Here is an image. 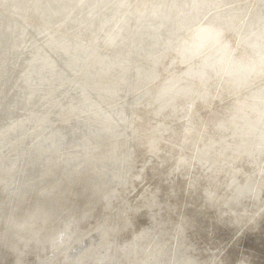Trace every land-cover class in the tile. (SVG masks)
I'll use <instances>...</instances> for the list:
<instances>
[{
	"label": "rangeland",
	"instance_id": "1",
	"mask_svg": "<svg viewBox=\"0 0 264 264\" xmlns=\"http://www.w3.org/2000/svg\"><path fill=\"white\" fill-rule=\"evenodd\" d=\"M207 4L214 7L207 9L202 7ZM205 11H211L213 15L197 29L192 37L194 42L199 40L200 33L203 32L212 31L217 35L223 33L222 39L231 48L236 49V59H240L250 54L253 46L264 41V0H0V180L4 181V197L0 201V221L4 222L5 227V230L0 233V264H5L10 256L17 260L16 264H20L18 261L26 258L27 253L23 249L19 250L18 242L26 235L36 234L39 228L50 226V223L41 225V218L45 216L49 207L59 208L54 217V228L52 233L43 240L40 247L42 254L35 258L33 264H74L73 262L84 248L91 246L93 241L98 243V236H88L85 230L88 228L87 222L78 225L79 231H77V225L69 228V221L73 217L80 220L86 215H94L98 205L107 209L105 215L109 218L108 227L115 229L113 239L116 243L119 242L118 245L123 246L125 243L121 242V238L126 218L129 220L131 217L129 221L133 222V219L142 212L138 211L137 205L146 199L149 192L155 191H159L162 198L159 202L155 200L157 202L155 205L152 203V197H148L149 202L152 203L149 206V212H151L147 215L148 213L143 211L145 213L143 221L148 222L146 217H150L152 211L156 212L159 209V217H156L158 222L154 224L157 227L153 226L154 230L157 228L155 232L161 233L160 236L164 237L167 225H171L170 230L172 228L173 231L169 233V240L175 250L180 232L183 235L189 230L187 227L189 224L184 221L183 215L191 212V209L196 207V202L203 203L211 199V206L206 208L208 213L214 214L222 209V200L226 192L238 189L243 182L240 181L245 176H247L244 180L245 189L252 188L250 191L254 193L252 198L261 194L259 204L247 206V208L238 206L232 210L229 207L225 208L232 221L238 219L235 220L237 222L231 233L229 232L226 239L219 242L221 244L218 243L216 248L212 246L210 249L207 244L212 238H204L203 234L197 237L195 242L205 243L208 251L204 257L206 262L203 261V264H217L221 259V264H225L223 261L229 259L226 254L231 247L238 251L243 248L242 246L246 247L245 244L242 246L241 244L245 243L243 240L248 237L249 228L255 235L264 230V165L259 164L255 171H250L257 160L264 158V152L259 154L260 157L258 155L245 162V155L250 149L245 152L244 149L239 148L238 152L232 151L237 156L231 154L221 159L216 156L221 151L219 149L212 151L210 148L216 138L209 126L227 118L228 121L225 122L227 131H224L222 136H218L217 140L224 138L225 141L229 139L232 144L238 143L232 140L233 136L239 135L234 129L233 119L243 117L240 115L243 112L236 109V97L227 99L213 84H208L206 90L201 89L200 98L196 99V101L200 99L203 104L196 105L197 102H195L192 108L187 105L188 101L183 102L181 109L183 106L186 108L180 109L184 119L180 118L179 125L161 124L167 123L162 121L154 130L144 129L143 120L147 112H144L143 103L152 99L150 95L152 89L147 88V84L156 75H159L162 81L166 75L165 70L168 72L186 70V66L178 62L179 56L175 51L176 36L177 33L183 35L180 31L182 21L189 14L195 15ZM123 22L125 30H127L126 27L138 25V23L139 25L150 23V26L159 30L156 33L157 37L155 39L153 38L156 35L152 37L153 40L147 38L149 45L146 49L140 40L141 47L138 41L136 44H129V47L127 45L123 50V47L118 46L121 44L119 38L122 35L120 34H117V39L113 41L115 45H110L109 38L121 28ZM159 22H162L161 25H158ZM51 39L57 42L54 48L49 46ZM152 43L154 45L151 47ZM86 51L93 53L96 59H103L108 63L122 62L123 69L121 72H111L108 69L105 71L94 68L88 76L87 74L84 76L83 71L85 72L86 69L83 65ZM136 51L138 53L135 54ZM36 52L51 55V59H56L54 60L59 63L57 66H59V72L62 71L65 82L58 88L60 83L58 84L52 77L54 68L47 74L52 77V87L39 95L33 92L31 98L29 89L38 84H34L31 80L35 61L32 60L29 63L28 60ZM67 59H72L76 66L71 64L70 67L67 66ZM198 62L193 61L194 64ZM99 87L115 89L116 96H110L109 89L96 90ZM81 89H83L82 92H80ZM49 91L52 92L51 95H44ZM43 95L47 97L44 98ZM82 97L88 100V107L79 104ZM239 99H243V96ZM26 106L31 109L32 113L29 115L25 111ZM115 108L120 112V116L119 119L110 121L113 124V132L109 139L95 137L98 128H94L93 125L103 127L100 115L110 114ZM20 115L26 118V122L22 127L19 126L14 134L8 135L9 125L15 121V116ZM75 117L84 120L85 127H76ZM47 127L58 133L74 129L78 132L72 139L81 137L82 140L75 145H69L61 154L50 157L53 160L52 166H55L52 169L44 167V161L34 162L44 157L41 154L38 155L33 147L35 143L45 140L50 135ZM164 128L172 129L167 139L163 136ZM180 128L186 134L188 133L183 142L179 136ZM69 133L72 132L69 130ZM145 141L147 146L144 145ZM164 143L172 145L173 150L175 149V154L172 152L167 162L159 160L160 149L164 147ZM117 145L123 146L122 151L111 155V159L100 157L101 154H105L107 148ZM258 145L253 148L260 149L261 146ZM70 156L76 161L67 168H63L60 162ZM176 156L180 159L177 165L176 162H172L177 159ZM196 162H202L211 169L212 175L203 177L206 187L202 184L198 187L195 182L196 175L193 172L196 169ZM32 163H36L35 168L29 167ZM169 180L176 181L177 187L180 185L194 187L193 191L191 188H181L190 193H194L196 189L206 188V196L204 194L194 201L191 196L182 197L181 200L184 202H181V206L175 207V210L177 209L175 211L172 208V202L167 200L168 196L161 193L160 188V182ZM229 185H233L230 190ZM174 191L173 189L171 193ZM92 193H94L93 197H91ZM214 194L219 196L215 197ZM22 200H29L30 204ZM27 204L31 207V212L26 220V218H20V215L17 216V213L18 207L28 206ZM126 206L133 208L129 216L122 213V209ZM160 214L166 217L161 218ZM164 218L165 221H163ZM149 223L141 226V231L147 228ZM153 227L150 228L153 229ZM66 228H69L70 233H77L71 243L60 239ZM147 231L148 229H145L141 233L142 239L151 235V232L147 233ZM164 239L168 240V237L162 238L163 241ZM76 241H82L83 247ZM160 242L161 240L159 242L157 240L156 244H151L147 247V251L152 248L154 250ZM59 243L62 244L58 247L61 250L53 248L48 251L49 246ZM250 248L245 249L246 252L245 250L244 252L253 255V249ZM160 249L158 252H161ZM60 253H63L64 257L59 258ZM139 253L143 255V252ZM159 254L157 255L160 256ZM158 260L162 259L158 258ZM154 261V264H163L157 259ZM147 263L148 260L145 264Z\"/></svg>",
	"mask_w": 264,
	"mask_h": 264
},
{
	"label": "bare ground",
	"instance_id": "2",
	"mask_svg": "<svg viewBox=\"0 0 264 264\" xmlns=\"http://www.w3.org/2000/svg\"><path fill=\"white\" fill-rule=\"evenodd\" d=\"M195 3V2H194ZM208 5V4H207ZM219 5V4H218ZM195 6V5H194ZM188 7V6H187ZM195 8V7H194ZM120 9V8H119ZM133 9V8H132ZM199 11V10H198ZM212 11V10H211ZM23 12V11H22ZM224 14V13H223ZM257 19V18H256ZM147 20V19H146ZM145 23V21H144ZM147 23V22H146ZM162 23V22H161ZM161 23L159 22L158 25H161ZM152 24V22H151ZM37 25V24H36ZM153 25H156V23H153ZM157 25V26H158ZM127 30H125V24L124 22L122 23V26L121 28L114 34L112 35L110 38H109V44L110 45H115L113 44V41H115L117 39V34H120L122 36H120L119 38V41L121 44H119L118 46L119 47H123V50L125 49V47L128 45V47L130 46L129 44L131 43H138L139 41V47H141L140 45V40H142V44H143V47H146L149 45L148 44V39L149 38L150 40H153L157 37L156 33L158 30V28H154L152 26H150V23L149 25H146V24H140L138 23V25H134V26H131V27H126ZM225 28V27H224ZM160 29V28H159ZM171 29V28H170ZM162 30V29H161ZM159 33V32H158ZM156 35V36H155ZM150 36V37H149ZM155 36V37H154ZM152 37H154L152 39ZM247 38V37H246ZM4 40V38H3ZM102 41V40H101ZM6 42V41H5ZM163 42V41H162ZM4 43V42H3ZM2 43V45H3ZM245 43V42H244ZM57 44L56 41L52 40L51 39V42H49V46H52L53 48L55 47V45ZM157 44V43H156ZM154 44L152 43L151 47L153 46ZM234 46V45H233ZM247 46V45H246ZM138 47V49H140ZM52 49V48H51ZM114 49V48H113ZM128 49V48H127ZM131 49V48H129ZM129 51V50H128ZM138 53V51L135 52V54ZM34 54V53H33ZM39 53H35L32 57L29 58L28 62L30 63L32 60L35 61V65H34V68L32 69L33 70V75L31 76V80L34 84H38V86H32L30 89H29V95L31 96V98L33 97L32 93L34 92V94L36 95H39L40 93L48 90L49 88L52 87V77H54V79H56V81L58 82V84L60 83V85H58V88L62 87V85H64V76H63V73L62 71L59 72V63H57L55 60V58H50L51 55H48V54H39ZM75 54H78V53H75ZM37 55V56H36ZM92 55V56H91ZM104 55V54H103ZM74 57V56H73ZM55 59V60H54ZM67 59L66 60V64L67 66L70 67V64L71 65H74L76 66L74 63V61L69 60ZM85 60V63L83 65V67L86 69V71L84 72L83 71V74L84 76H87L93 71L94 68H96L97 70L100 69V70H110L111 72L112 71H117V72H121V70L123 69L122 65L123 63L122 62H118V63H108V62H105L103 59H96L94 54H90L89 52L86 51V57L84 58ZM132 61V60H131ZM93 62L95 65H91ZM55 68L54 70V73L52 74V77L50 75H47L50 71H52L53 69ZM83 70V69H81ZM142 71V70H141ZM124 72V71H123ZM138 76V75H137ZM51 78V79H50ZM106 79V78H105ZM109 89V92H110V96H116V90L111 88V87H99L97 88L96 90H99V91H102V90H107ZM132 89V88H131ZM138 89V88H137ZM22 90V89H21ZM83 89L80 90V92H82ZM51 91L47 92L46 94L44 95H51ZM44 98H46L47 96H44ZM206 95V94H205ZM201 96V95H200ZM222 97V96H221ZM200 98V97H199ZM202 98V97H201ZM205 97H203L204 99ZM219 99V97H218ZM222 99V98H221ZM220 99V100H221ZM183 102H185V99H178L174 105H171V106H167V107H162L161 105L159 104H155L154 101L151 99L147 102H144V112H147L145 114V119L143 120V124H144V129H152L154 130L158 124L162 121H166L167 123H161V124H171V126H175L173 123L179 125V121H180V118H183L182 117V114H181V110L182 109H185L186 107L183 106V108L181 109V106L182 104H184ZM196 105L201 103L203 104L202 101H200V99L198 101H196ZM186 103V102H185ZM79 104L81 106H86L88 107V100H86L85 98H81L79 100ZM189 105V103L187 104ZM186 105V106H187ZM224 105V104H223ZM109 106V105H108ZM199 106V105H198ZM93 107V106H92ZM99 107V106H98ZM185 107V108H184ZM190 107L193 108V105H191ZM143 108V107H142ZM195 108V107H194ZM197 108V106H196ZM219 108V107H218ZM223 108V107H222ZM20 109V108H19ZM181 109V110H180ZM225 109V108H224ZM178 110V111H177ZM197 110V109H195ZM25 111L27 112V114H31V109L26 106L25 107ZM139 111V110H138ZM177 111V112H176ZM193 111V109H192ZM222 111V110H221ZM199 111H197L198 113ZM192 113V112H191ZM190 113V114H191ZM195 113V112H194ZM141 114V113H140ZM186 114V113H185ZM189 114V115H190ZM100 115V114H98ZM187 115V114H186ZM188 115V116H189ZM194 115V114H193ZM242 115L243 117H239V118H235L233 119V123H234V129L237 130V133L239 134L238 136H233V141H236L238 142L237 144H232V142L227 139V141L224 140V138L222 140H217L220 136L223 135L224 131H227L226 130V126H225V122L227 123L228 121V118L221 121V122H214V124H212V126H209L210 127V131L215 135V140L214 142L211 144V150L212 151H216V150H220L221 153H218L216 156L218 158H223V156L226 158V156L228 155H231L233 154L234 156H237L236 154H234L233 152H238L239 148L241 150L244 149L245 152L248 151V153L245 155L246 156V160L245 162H248L250 160H252L253 158H255L256 156H258L260 153L264 152V126H261L260 124L256 123L255 121V118H252L251 120L247 119L245 114H240ZM119 116H120V112L117 111V109H113L111 110V113L108 114V113H104L103 115H100V117L102 118L103 120V127H100L99 125H93L95 126L94 128H98V130L96 131L95 133V137L97 138H104V139H109V137L111 136L112 132H113V127L111 124V120H115V119H119ZM185 116V115H184ZM208 116V115H207ZM211 116V115H210ZM224 116V115H223ZM63 117V116H62ZM208 118V117H207ZM210 118V117H209ZM208 118V119H209ZM214 118V117H213ZM15 121H12V123L9 125L10 127L7 129L8 131V135H12L14 134V132H16L18 130V127H22V125L26 122V118L23 116V115H20L19 117H16L15 116ZM184 119V118H183ZM74 120H76V124L75 126L76 127H80V128H83L85 127V122L84 120H80L78 119L77 117L74 118ZM217 120V119H216ZM209 121V120H208ZM215 121V120H214ZM146 123V124H145ZM87 124H90L87 122ZM142 124V123H141ZM204 125V124H203ZM120 126V125H119ZM139 126V125H138ZM181 126V125H180ZM90 128V127H89ZM47 130H49L50 132V135H48L46 137L45 140L43 141H40V142H37L34 144V147H33V150L37 151L38 152V155H43L44 157H42L40 160H34V162H42L44 161V164L43 166L44 167H50L51 169L52 168H55V166H52V159H50V157L54 156V155H58V154H61L64 150H67L68 146L69 145H75L78 141H82L81 140V137H76L74 139L73 136L78 132V131H75L74 129H69L72 133H69V130L66 131V132H61V133H58L56 132L55 130H50L48 127L46 128ZM144 130V131H146ZM151 130V131H152ZM143 131V132H144ZM148 131V130H147ZM172 129L171 128H164L163 129V136L164 138L167 139V137L169 136ZM179 136H180V139L181 141L183 142L184 141V138L186 137L187 138V134L185 133V131L181 130V128L179 129ZM150 132V131H149ZM6 133V132H5ZM145 133V132H144ZM157 136V135H156ZM219 136V137H218ZM185 138V140H186ZM191 138V137H190ZM169 139V138H168ZM17 140V139H16ZM133 140V139H132ZM2 141V140H1ZM142 141V140H141ZM12 142V140H11ZM129 142V141H128ZM262 142V143H261ZM9 144V143H8ZM258 144H261V145H258ZM144 145L147 146V142L145 141L144 142ZM255 145H258V146H261L260 149H255L253 148ZM164 147H162L160 149V158L159 160H162V161H166L169 160L168 158L172 156V152L174 153L175 149L173 150V147L172 145H168L166 143H164L163 145ZM2 147V146H1ZM4 147V146H3ZM143 147V146H142ZM122 148L123 146L122 145H117L115 147H109L106 149L105 151V154H101L100 157H103V159L108 158L111 159V155H115L116 152L118 151H122ZM85 149V148H83ZM82 149V150H83ZM8 150V149H7ZM25 151V150H24ZM233 151V152H232ZM128 152V151H127ZM85 153V152H84ZM133 153V152H132ZM24 154V153H23ZM27 154V152H26ZM175 154V153H174ZM177 154V152H176ZM213 154V153H212ZM178 155V154H177ZM215 155V154H213ZM179 156V155H178ZM176 156V158L178 157ZM242 156V155H241ZM99 157V158H100ZM260 157V155H259ZM155 158V157H154ZM174 158V156H173ZM87 159V158H86ZM121 159V158H120ZM220 159V160H221ZM179 158L177 159H174L172 162H176L175 164L177 165L178 162H179ZM56 161V160H55ZM76 161L75 158H72L71 156L68 157L67 159H64L60 162L61 166L63 168H67L68 166H70L71 164H73L74 162ZM78 161V160H77ZM113 161V160H112ZM228 161V160H227ZM9 162V161H8ZM57 162V161H56ZM114 162V161H113ZM171 162V163H172ZM147 163V162H146ZM170 163V164H171ZM83 164V163H82ZM87 164V163H86ZM113 164V163H112ZM168 164V163H167ZM259 164H262L264 165V158L263 159H260V160H257L256 163L254 164L253 167H251L250 171L252 170H256L259 166ZM4 165V164H3ZM36 165V163H32V164H29V167L32 168ZM152 165V163H151ZM175 165V166H176ZM249 165V164H248ZM252 166V165H251ZM160 167V166H159ZM247 167V166H246ZM249 167V166H248ZM5 168V167H4ZM35 168V167H34ZM150 168V167H149ZM158 168V167H157ZM156 168V169H157ZM169 168V167H168ZM195 170L193 173H195V182L198 184V187L199 185H203L204 186V179L203 177L207 175V177L210 176L211 174V169L208 168L207 165H205L204 163L202 162H196V165H195ZM78 169H80L78 167ZM161 169V168H160ZM88 171V170H87ZM160 171V170H159ZM91 172V171H89ZM159 174V173H158ZM212 175V174H211ZM90 177V176H89ZM247 176L244 177L243 180H241L240 182L241 185L243 186H239L238 189L236 190H232V191H229V192H226V196L225 198L222 200V209L216 211L214 214H210L207 212L206 208L207 206H209L211 203H212V199L207 201V202H196V207L192 208L191 209V212H187L185 213V216L183 215L184 217V221H187L189 226V230L188 232L186 233H183V235H181V232H180V235L178 236L179 238H177L178 240V245L177 247L173 250V247L171 245V242L169 240L170 236H169V233L171 232L170 230V226L171 225H167V232H165L164 234V237H168V240H165L164 241L162 240V236H160L161 233H156L155 231L157 230V228L154 230V227L155 226L154 224L157 221L156 217H159L158 215V210L156 212H153L152 211V215L150 217H146L147 221L150 222L147 226V228H143L142 231H141V226H143L144 224H147L148 222L146 221H143L144 220V215L145 213H143V211H146L147 213L149 212V206L150 204H155L157 202H159L161 200L160 198V194H159V191H155V192H152V193H148L147 196H146V199L143 200L141 203H139L137 205V209L138 211L141 210L142 212L139 213V215H137L138 217L133 219V222H130L129 220L131 219V217H129L130 219L127 220L128 218H126V220L123 218V220H125V226L124 224H121L125 227L123 233H122V238H121V242H124V243H127L128 241H130L132 239V237L134 236H139L141 235V233L143 232V230L145 229H148L147 233H149V231L151 232V235L147 236V238L143 237L144 239H141L140 241V247L141 249H143L141 252H143V255H139L138 254V259H139V262L140 264H145V262L148 260V263L147 264H151V263H155V259H157V261H161V263L163 262V264H203V261L204 260V257L206 256V253L208 252L205 248V243H201V242H195V240H197V237L200 236V234H203L202 236L204 238H212L210 240V242H208V246H210V249L212 246H216L219 242L223 241L226 239L227 235L229 234V232L231 233L232 231V228L234 227L235 223L237 221H235L236 219H234L232 221V219L229 217V213L227 212V210L225 209L226 207L230 210L238 207V206H245V208H247V206H255V205H258L259 204V198L261 197V194H258L257 196H255L254 198L253 195L254 193L252 194L250 191L252 188L248 187V189L246 190L245 189V178ZM88 178V177H87ZM164 179V178H163ZM175 180V179H174ZM174 180H169V181H166V182H160V188L162 189L161 193H165L167 197V200L171 201L172 202V208L175 210V207H179L181 206V202H182V197H190L193 199H196L197 197H200L202 195L205 194L206 196V193H207V189L205 188L204 190L201 188L199 190H195L194 193H190V192H187L185 190H181L182 189H185L184 185H178L179 187H177V182L174 181ZM178 180V179H177ZM130 181V180H129ZM112 184V183H111ZM3 185H4V181L3 180H0V201L2 200V198L4 197V190H3ZM138 185V184H137ZM157 186V185H156ZM228 186V185H227ZM230 188H228L229 190L232 188L233 185H229ZM13 187V186H12ZM206 187V183H205V186ZM252 187V186H251ZM186 188H191V190L193 191L194 190V187H186ZM208 188V186H207ZM160 189V190H161ZM173 189L175 190L173 193H171L173 191ZM146 191V190H145ZM96 192V191H95ZM256 192V191H254ZM145 193V192H144ZM209 193V192H208ZM71 194V193H70ZM164 194V195H165ZM263 194V193H262ZM13 195V194H12ZM63 195V194H62ZM162 195V194H161ZM213 195V194H212ZM94 196V193L91 194V197ZM151 196L152 197V200L153 202L150 203L149 202V199L148 197ZM215 196V194H214ZM216 196H219V195H216ZM215 196V197H216ZM10 197V196H9ZM208 197V196H207ZM13 198V197H12ZM184 198V199H185ZM204 198V196H203ZM202 198V199H203ZM78 199V198H77ZM222 199V198H221ZM72 200V199H71ZM101 200V199H100ZM155 200H157V202H155ZM216 200V199H215ZM218 200V198H217ZM216 200V201H217ZM24 203L27 202L28 204H30L29 200H22ZM69 201V200H68ZM112 201V200H111ZM205 201V200H204ZM19 202V201H18ZM184 202V201H183ZM182 202V203H183ZM71 203V202H70ZM8 204V203H7ZM27 204V205H28ZM72 204V203H71ZM98 204V203H96ZM147 204V205H146ZM12 205V204H11ZM10 205V206H11ZM16 205V204H15ZM21 205V204H20ZM19 205V206H20ZM23 205V204H22ZM183 205V204H182ZM72 206V205H71ZM70 206V207H71ZM76 206V205H75ZM158 206V204H157ZM170 206V204H169ZM211 206V205H210ZM220 207V206H219ZM19 208V211L17 213V216L20 215V218H28V214H30L31 212V207L28 206H20L18 207ZM128 208V209H127ZM131 206H126L124 207V209H122V213H124L125 215L129 216V214H131L132 209H130ZM171 208V209H172ZM209 208V207H208ZM207 208V209H208ZM154 209V208H153ZM152 209V210H153ZM183 209V208H181ZM7 210V209H6ZM59 208H48L45 216L42 219L41 221V225H45L47 223H50L49 227L46 226V227H43V228H39L38 232H36V234L34 233V235H26L25 237L21 238L18 242V248H20L19 250L23 249L24 251H26L27 255H26V258L18 261V263L20 264H33L35 262V258L40 256V254H42L40 252V247H41V244L43 242V240L48 237L51 233H52V230L54 228V217H56V214L58 212ZM63 210V209H62ZM79 210V209H78ZM177 210V209H176ZM175 210V211H176ZM179 210V209H178ZM189 210V209H188ZM17 211V210H16ZM74 211V210H73ZM161 211L164 212V210L161 209ZM166 211V210H165ZM3 212V211H2ZM135 212V211H134ZM151 212V211H150ZM149 212V213H150ZM118 213V212H117ZM149 213L147 215H149ZM162 213V212H161ZM181 214V213H180ZM235 214V213H234ZM28 215V216H27ZM161 215V214H160ZM163 215V214H162ZM161 215V218L164 217ZM167 215V214H166ZM232 215V214H231ZM126 216V217H127ZM35 217V216H34ZM62 217V216H61ZM119 217V216H118ZM166 217V216H165ZM182 217V218H183ZM18 218V217H17ZM160 218V219H161ZM159 219V220H160ZM63 220V219H62ZM162 220V219H161ZM9 221V220H8ZM40 221V220H39ZM165 221V218L164 220ZM174 221V220H173ZM178 221V220H177ZM17 222V221H16ZM25 222V221H24ZM168 222V221H167ZM175 222V221H174ZM240 222V221H239ZM4 222L0 221V233H2L4 230H5V227H4ZM8 223V222H7ZM36 223V222H35ZM38 223V222H37ZM121 223V222H120ZM161 223V222H159ZM169 223V222H168ZM172 223V222H171ZM170 223V224H171ZM181 223H182V220H181ZM184 223V222H183ZM33 224V223H32ZM174 224H179V223H174ZM185 224V223H184ZM238 224V223H237ZM8 225V224H7ZM34 225V224H33ZM163 225V224H162ZM182 226V224H180ZM187 225V224H185ZM12 226V225H11ZM40 226V225H39ZM111 226V225H110ZM120 226V225H119ZM122 226V227H123ZM165 226V225H164ZM7 227V226H6ZM9 227V226H8ZM150 227H153V229H151ZM157 227V226H155ZM163 227V226H161ZM175 227V226H174ZM173 227V228H174ZM178 227V226H177ZM185 227V226H183ZM150 228V230H149ZM180 228V226H179ZM178 228V230H179ZM38 229V228H37ZM122 229V228H121ZM175 229V228H174ZM182 229V228H180ZM188 229V228H187ZM86 230V228H85ZM84 230V231H85ZM123 230V229H122ZM161 230V228H160ZM170 230V231H169ZM185 230V229H184ZM248 230V229H247ZM263 230V229H262ZM83 231V230H82ZM173 231V230H172ZM176 231V229H175ZM174 231V232H175ZM252 229L249 228V231H247L249 233L248 237L246 238V240H243L245 241L242 242L246 247L242 246L243 250H236V249H233V247H231L228 251H227V261H223V263L228 264V262H231V264H264V230L258 234V235H255L253 232H251ZM256 231V230H255ZM86 232V231H85ZM160 232V231H158ZM173 232V233H174ZM177 232V231H176ZM185 232V231H184ZM117 234V233H116ZM147 235V234H146ZM173 236V234H171ZM234 235V234H233ZM247 235V234H246ZM245 235V236H246ZM85 236V235H84ZM145 236V235H144ZM177 237V236H176ZM217 237V238H216ZM173 238V237H172ZM231 238V236H230ZM57 239V238H56ZM83 239V238H82ZM120 239V237L118 238ZM174 239V238H173ZM18 240V239H17ZM55 240V239H54ZM79 240V239H78ZM157 240L158 242L161 240L159 246L155 247L154 250L152 247V249H149L147 251V247H149L151 244H156L157 243ZM176 240V239H175ZM199 241V240H198ZM17 242V241H16ZM54 242V241H53ZM226 242V241H225ZM119 244V242H117ZM233 243V242H232ZM44 244V243H43ZM172 244H173V241H172ZM176 244V243H175ZM221 244V243H219ZM17 245V244H16ZM51 245V243H50ZM60 245H62L61 243L55 245V246H49V250L53 249V248H58ZM121 246V245H120ZM155 246V245H154ZM223 246V245H221ZM11 247V246H10ZM17 247V246H15ZM13 247L15 249L16 252H18V250ZM252 247V248H250ZM44 248V247H43ZM161 248V249H160ZM216 248V247H215ZM253 249V255H248L246 254V250L245 249ZM61 250V248H58ZM62 249H65L64 247H62ZM158 249H160L159 251L161 252H158ZM213 249V248H212ZM56 250V249H55ZM173 250V251H172ZM215 250V249H214ZM245 250V252H244ZM54 251V250H53ZM57 251V250H56ZM65 251V250H64ZM252 250H250L251 252ZM55 252V251H54ZM63 252V251H62ZM211 252V251H210ZM226 252V251H225ZM52 253V252H51ZM161 253V254H159ZM249 253V252H248ZM58 254V252H57ZM157 254H159L160 256H158ZM174 254V255H173ZM225 254V253H224ZM251 254V253H249ZM70 255V254H69ZM10 256V255H9ZM8 256V257H9ZM15 256H16V253H15ZM62 258V256L64 257V254L63 253H60L59 255V258ZM156 256L158 258H161L162 260H158V258H156ZM55 258V257H54ZM53 258V259H54ZM152 258V259H151ZM56 259V258H55ZM206 259V258H205ZM213 259V258H212ZM225 259V260H226ZM255 259H257L255 261ZM222 260V259H221ZM220 260V261H221ZM17 260H14V258L12 256H10L5 264H16ZM44 261V260H43ZM154 261V262H153ZM202 261V262H201ZM218 262L217 264H221V262ZM56 262V261H55ZM61 262V261H60ZM201 262V263H200ZM206 262V261H205ZM54 263V262H53ZM74 263V262H73ZM158 263V262H156ZM56 264V263H54ZM63 264V263H62ZM160 264V263H159ZM207 264V263H206ZM212 264V263H211Z\"/></svg>",
	"mask_w": 264,
	"mask_h": 264
},
{
	"label": "clouds",
	"instance_id": "3",
	"mask_svg": "<svg viewBox=\"0 0 264 264\" xmlns=\"http://www.w3.org/2000/svg\"><path fill=\"white\" fill-rule=\"evenodd\" d=\"M212 15L211 11L189 14L182 21L180 31L183 35L177 33L175 51L178 62L186 66V70H165L162 81L159 75L151 79L147 84V88L152 89L151 98L162 107L174 105L178 99H185L191 106L200 97L201 89L206 90L208 84H213L227 99L237 98L236 109L247 119L255 118L256 123L264 126V41L253 46L251 53L240 59H236V49L222 39L223 33L203 32L194 42L192 37L197 29ZM193 61L199 62L194 64ZM241 96L243 99H239ZM106 211L98 205L94 215H86L80 220L73 217L69 221V228L77 225V231L80 223L87 222L88 236L99 237L98 243L93 241L91 246L83 249L74 264H140L138 254L143 250L140 247L143 234L132 237L123 246L118 245L113 239L115 229L108 227ZM69 228L60 239L71 243L77 233H70ZM76 243L83 247L82 241Z\"/></svg>",
	"mask_w": 264,
	"mask_h": 264
}]
</instances>
